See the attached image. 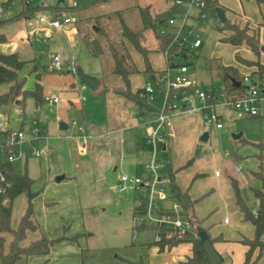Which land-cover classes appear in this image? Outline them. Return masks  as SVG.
I'll return each mask as SVG.
<instances>
[{
	"label": "crops",
	"instance_id": "crops-1",
	"mask_svg": "<svg viewBox=\"0 0 264 264\" xmlns=\"http://www.w3.org/2000/svg\"><path fill=\"white\" fill-rule=\"evenodd\" d=\"M16 1L18 2V5H20V9L22 8V11L20 12L21 16H18L11 21H7V23L15 21L18 18L27 20L29 23L33 21L30 24L32 25L34 23L37 30L48 36L53 35V37L61 41L69 42L71 47L76 46L77 37L83 38L84 45V41L87 39L89 41H96L100 46L101 54L95 58L101 60L106 70L104 78L101 81L96 80L97 84L95 89L100 87L102 91L100 95L103 98V109L98 107V109L101 110L100 112L95 111L92 114V111H89L91 112L89 115L82 110V119L84 122L80 121L79 124L76 121L73 122V127H71L69 132L65 135V143L64 141L60 142L65 144L66 148H69L70 146H73V148L76 149L78 148V162L77 164H74L73 169L68 173L69 175H63L61 173L62 176H59L62 177V179L67 177L70 179L66 189L59 191V188H56L57 186L50 184L47 186V190L51 189L54 191L56 188L57 191L52 193L53 199H56L63 191H65L64 201L71 203L75 210L87 208L90 204L96 210H105L107 207L114 204V196L110 192L114 190L113 188L108 187V182H114L117 180L118 176L122 175L137 176L136 178L143 181H151L153 179H150L152 172L148 168L153 156V147L147 142L150 138L148 131L157 128V117L163 101L159 102L158 99L155 100L154 91L153 98L150 101L141 97L142 101L140 104L127 99L123 94L127 88L124 81L120 76L113 73L114 65L108 46L111 44L115 48L120 58L123 60L125 67L129 70V90L132 94L135 91H139L138 94L140 97L142 89L147 83L154 84L156 88H159L161 85L160 74L166 70V60L158 43V29L157 26H155L156 13L150 9V4H142L140 0H97L94 3L80 7L76 10L75 14L78 22L72 20L73 23L64 29L54 30L38 25L34 20L38 1L34 3L33 0V5L29 6L28 9L20 4L21 0ZM143 7H148L150 9L154 20L153 27L147 30H142V22L139 15V8ZM63 8L64 7L56 6L54 8V14L51 16L55 15V10H63ZM32 10L34 11L32 17L30 19H24L26 18H23L24 13ZM217 10L222 11V7L219 3ZM70 11L72 10L63 12L68 16ZM132 11L138 13V22H131L128 19ZM114 13L119 14V17L123 16L122 18L126 20L128 28L132 32L138 33L141 46L147 50L146 59L151 73L145 72L146 65L143 56L130 44V42L121 37V25L118 35H116L111 29L112 27L109 21V16H113L112 14ZM235 20L243 21L244 24L246 23V19L242 15H238V18ZM93 24H99L104 33V38L99 37L97 28L94 29ZM249 28L253 32L256 30L259 38V29L256 28L255 25L250 24ZM28 38V31L26 29L20 31L17 36L19 43L18 48L21 50L17 54L23 60H31L22 57V53L26 49L25 47L31 46V44H26ZM234 48L235 50L245 49L250 53L246 58L238 56L240 59L246 61L257 60L245 46ZM88 53L90 54L89 51ZM236 57L237 56H235V60L232 64L215 62V65L236 69L239 82L242 81V84L245 85L244 87L247 88L244 78L254 81L250 77L254 68L247 67L244 64L237 62ZM183 58H185V56H183ZM259 61L262 63L264 62L263 52H261L259 56ZM177 65H185L187 67L186 64ZM230 81L232 84L231 89H229L223 81L221 94L217 97L215 95L213 96L214 106L212 111L221 117H223V115H225V118L228 116V118L234 122L238 120L232 118L230 109L223 106V103L234 100V98L239 99L243 95L244 89L242 90L241 88H238V81H234V79H231ZM235 83L238 84V86H235ZM84 87L85 86L82 85L81 91H85ZM191 88H193V86L180 94L183 96H189L188 90ZM263 94L264 90L261 95ZM189 97H191V99L185 101V103L192 102V105L187 106V104H182L181 101H179L180 104H177L176 109L168 114L164 124L158 130V136L160 138L155 141V162L156 156L159 153H161L162 158L167 160V163L164 166L160 165L162 169L161 175L165 172L167 179L160 176L158 177L166 179L170 187L169 174L171 173L173 175V183L178 190L193 202L191 215L193 216L192 218L195 224V229L197 231L198 228H201L208 234L214 249L223 260L221 264L226 262L228 264H240L242 254V264H244L246 247L240 243V240L243 238H252L254 235V228L250 222L243 219V215L236 205L232 187L226 178V166L223 160V155L219 151L213 149H208L207 151H202V149H200V138L204 134L205 127H214L205 123L203 111L200 108L202 103L198 101L195 103L192 101L194 98L193 95ZM257 116L252 118H256ZM23 122L24 115L22 122H19V130L23 128ZM33 124H35V122ZM60 125H64L65 128L61 129ZM68 128L69 127L64 123L59 124V129L62 131L68 130ZM53 129L52 126V134L49 136L48 142L50 143V141H54L55 147H58L59 145L61 146L62 144L59 142V139H56L55 136H57V134H55ZM215 130L219 131V135H223L224 127ZM240 138L238 141L246 143L245 140H240ZM45 144H47V139ZM44 147H42L41 150H38L43 151L42 154L46 153ZM47 151L48 153H51L52 148L47 147ZM235 171H238V169L236 168ZM253 173L254 171L251 172V175L257 179ZM76 176H78V181H80L79 185H76L75 181H72ZM232 177L235 178L234 176ZM237 180V182L246 181V177L244 175H239ZM258 186V189H260V181L258 182ZM258 189H252V194L253 190ZM131 190L133 193H136L133 189ZM170 193L172 198L175 199V202H177L172 192ZM36 195L37 194L34 196ZM118 197L120 199L122 196ZM243 202L245 205L249 206L247 208L250 212L253 214L257 213L259 204L255 197L254 200H250V203H247L244 200ZM172 204L173 203L169 204L168 207L160 208L166 210ZM132 217L133 203L131 220ZM34 220L39 225L41 233L46 238L56 240L55 237L58 239L60 236L62 239L52 246L50 253L47 256H31L28 258H21L20 261L25 264H78L77 254L72 253V256L69 257L66 252L67 250H73L70 242L72 239H76L79 234L70 235V237L65 236L64 234L62 237L61 235H54L53 238H51L44 233L40 219L34 217ZM132 225L133 229L136 228L140 231H150L149 233L152 231L155 237L154 227L146 224L142 227H134L133 223ZM125 231L126 230L123 232L125 233ZM139 235H137V237L131 235V244H133V241L144 246L149 244V240H145L141 236L142 234ZM145 235L147 234H143V236ZM152 241L153 244H155L154 240ZM155 245L156 247L148 245L147 249L139 248L140 251H146L145 256L141 255L138 257L139 261L136 257L128 258L122 264H187V259L192 253V245L188 241L179 242L170 249H162L157 244ZM235 253L237 260H234ZM130 260L134 261V263L130 262Z\"/></svg>",
	"mask_w": 264,
	"mask_h": 264
},
{
	"label": "rangeland",
	"instance_id": "rangeland-1",
	"mask_svg": "<svg viewBox=\"0 0 264 264\" xmlns=\"http://www.w3.org/2000/svg\"><path fill=\"white\" fill-rule=\"evenodd\" d=\"M42 1L49 7L47 10L42 11V13L45 16H51L54 14V8L56 6H68L71 0H64L63 3H58L57 0ZM95 1L97 0H76V7L69 12L68 16H70L74 22H78L75 14L76 10L94 3ZM140 1L142 4L148 3L151 5L150 9L156 13L155 23H159L164 19L166 21L168 18L166 14L170 12L172 17H176L180 22L188 27H192L197 32L202 44L201 47L191 49L187 46L186 51L181 53L175 61L177 64L187 65V76L189 80L196 85L188 90L189 96L193 95L194 98L192 101L195 103L197 101L201 102L202 105L200 108H203L205 102L197 98L199 92L211 90L213 96L215 95L216 97L221 94L223 75L222 72L217 69L215 62L232 64L235 60V56L246 58L250 53L245 49L238 48L239 50H235L231 45L223 43L221 41L223 34L216 30V27L220 24L219 18L213 14L202 13L201 9L194 4H190V0H186L179 10L174 5V0ZM216 1L221 5L227 21L235 24L239 23L240 25H238L243 27L245 25L243 21L235 20L238 18V15H242L250 25H255L256 28L259 29L260 43L263 47L264 5L258 6L253 0ZM35 2H37V0H34V3ZM201 14L203 15L202 17ZM112 15L113 16H109L111 29L118 35L120 22H123L126 26L127 23L126 20L122 18L123 16L119 17L117 13ZM35 17L36 14H34V20ZM128 19L131 22H138V13L132 11ZM30 23L27 20L18 18L9 23L4 22V25L0 28V32L5 35V42L0 44L1 53H19L21 50L18 48L19 43L17 36L20 31H24L25 29L28 31L29 38L26 44H31V46L25 47L26 49L23 51L22 57L24 59L29 58L36 64L37 73L39 74L38 83L41 86L42 96V102L40 103H37L32 96L28 95L25 97L24 104L21 107L13 105L0 106V118L4 121L6 130L19 129L20 123L18 122V118L20 113H18V111H21L22 115H24V122L22 123L23 128L21 129L23 140L13 147L12 167L19 173L23 174L26 172L27 177L33 182L25 193L14 200L10 219L11 226L15 227L17 225L21 214L24 212L27 205L30 204L34 217L40 219L42 229L47 236L53 238L54 235H61L62 237L64 234L70 237V235L79 234L76 239H72L70 242L73 250H67L66 252L69 257L72 256V253H76L78 264H122L128 258L135 257L139 261L138 257L146 255V251H140L139 248L147 249L148 245L155 247L156 245L153 244L152 241L154 240V233L152 231L149 233L150 231L133 229L131 210L132 203L139 199L140 194L138 192L133 193L131 189H128L123 194L110 191L114 196V204L102 211L96 210L91 204L87 208H82L80 210L73 209L71 203L64 201L65 191L56 198H59L58 200L53 199L52 193L57 191L56 188H59V191L66 189L70 180L67 176V178L58 182H56L55 179L62 176V174L66 175L70 173L74 164L78 162V148H73V146L66 148L65 144H62L60 141H64L65 143V135L69 132L70 128L73 127L74 121L78 124L80 121L84 122L82 119V110L89 115V113H91L89 111H92V114L95 111L100 112L101 110H99L98 107L103 109V98L100 95L102 93L100 87L91 90L84 85L85 91H81L82 85L79 83L78 76L76 73L68 71L74 66L75 69H80L84 74L101 81L104 78L106 68L99 58H95L88 53L83 43V38L77 37L76 46L71 47L69 42L56 39L53 35L48 36L37 30L34 23L32 25ZM93 26L94 29L97 28L99 37L104 38V33H100L101 28L99 24H93ZM159 29L171 31V29L167 27L166 22H164ZM54 56L59 58L61 65L60 70H56L52 67ZM183 56H185V58H183ZM177 69L178 68L168 69L169 71L165 70L160 74V87L156 88L153 84L155 100L158 99L159 102L163 101V94L166 92L167 81L174 77ZM19 77L23 78L24 90H34L37 81L34 75L19 74ZM250 77L254 82H258L256 75L250 74ZM8 86L9 85L0 86V93L5 92ZM259 89L264 90V87H259ZM263 95H260L258 116L256 118H246L232 122L228 116L225 118V115H223V135H219V131L214 128L205 127L204 133H207L208 138L206 141L200 142V149H202V151L213 149L219 151L223 155L226 166V176H234L236 180L239 175H244L246 177V181L238 182V186L241 199L247 203H250V200H254L252 189H258L259 187V181L251 175V172L258 171L261 161L258 158L259 150L257 149V144L264 141ZM52 97H55L57 102H50ZM179 101H181L182 104H187V106L192 105V102L185 103L182 98L173 100L171 103L177 106V104H180ZM33 121L35 124H33ZM60 123L66 124L69 127L68 130H60ZM52 126L55 134H57L55 137L59 139V142L62 144L61 146L55 147L54 141L48 142V138L52 134ZM35 127L40 130L44 129V132H41L40 136L47 138V144L40 141H32L30 129ZM237 134H241L242 140H245L246 143L232 138V135ZM6 141V135L0 134V145H4ZM44 146L51 147L52 152L48 153V151H46V153L42 154L43 151H41L42 155L40 158L32 154L33 151L41 150ZM156 162L160 167V165L164 166L167 160L162 158L161 153H159L156 156ZM159 167L156 172L157 176L167 179L165 172L161 175L162 169ZM236 168L238 171H235ZM152 178L153 175L151 173L150 179ZM72 181H75L76 185L80 184L78 176L73 178ZM116 181L117 180L108 182V187L113 188ZM50 184L57 186L54 191L51 189L47 190V186ZM162 187L164 190V199L160 200L156 196L153 198V201L161 208L168 207L169 204L175 202V199L171 196L169 184L162 185ZM28 192L37 195L29 198ZM118 196L122 197L119 199ZM142 197L145 203H147L148 194L142 195ZM144 224L148 226L152 225L150 222H144ZM124 230H126L125 233L123 232ZM139 234H142L141 236L145 240H149V244L144 246L135 241L131 244V235L137 237ZM143 234L147 235L143 236ZM59 238L60 236L58 239ZM55 239L57 238L55 237ZM261 239L264 241V233ZM242 258L240 264H242ZM234 260H237L236 253ZM130 262L134 263L132 260H130ZM258 263L264 264V246ZM15 264L25 263L19 260ZM224 264L228 263L226 262Z\"/></svg>",
	"mask_w": 264,
	"mask_h": 264
},
{
	"label": "trees",
	"instance_id": "trees-1",
	"mask_svg": "<svg viewBox=\"0 0 264 264\" xmlns=\"http://www.w3.org/2000/svg\"><path fill=\"white\" fill-rule=\"evenodd\" d=\"M199 1L203 3V8L201 9L202 13H209L216 16L218 3L215 0ZM253 1L258 6L264 5V0ZM33 13V10L28 11L24 13L23 17L31 18ZM170 14L171 13L168 12L166 17L170 16ZM139 15L142 22V30H147L153 27L154 20L148 7L139 8ZM19 16H21V13H19ZM164 22L165 19L156 23L155 26H157L158 31ZM3 23L4 22L0 21V28ZM120 25L121 37L130 42V44L143 56L146 65L145 72L151 73L146 59L147 50L141 46L138 33L132 32L123 22H120ZM216 30L223 34L221 39L223 43L229 44L232 47L245 46L250 50V52L256 57V61L242 60L238 56L236 57V61L247 67L254 68L251 75H256L258 82L256 83L249 80L252 84H259L262 82L264 80V62L262 63L259 61L261 45L258 38V32L256 30L254 32L251 31L249 28V22L247 21L245 25L241 27L238 24L231 23L227 20L224 23H220L216 27ZM100 31V33H102L101 29ZM157 38L161 50L164 51L170 42V38L162 36L160 33H158ZM4 42L5 36L0 32V44ZM84 42L86 48L93 57H98L101 54L100 46L96 41L85 39ZM108 49L113 60V73L120 76L127 87L123 92L124 96L127 99L140 104L142 98L139 97V91H135L132 94L129 90V70L125 67L123 60L111 44H109ZM170 66L173 68L177 66V64H171ZM216 67L222 72L223 81L229 89L232 88L231 79L238 81L239 89H246V87H244L245 85L242 84V81L239 82L236 69L219 65H216ZM19 74H32L35 76L37 81L34 90L27 91L23 89V78H20ZM38 81L39 74L37 73V66L32 60H23L17 53L0 52V86L9 85L5 92L0 93V106L13 105L21 107L24 104L25 97L28 95L32 96L37 103L42 102L41 86ZM235 99L236 98H234V100ZM9 131L11 130H7L3 134L7 135ZM240 140H242V138H240ZM257 149L259 150L258 158L261 161L258 171L253 173V175L260 181V189L253 190V195L259 204L256 214L250 212L241 199L237 180L232 176H226L232 187L236 205L242 213L243 219L250 222L254 228V235L252 238H243L240 240V243L246 247L244 264H259L258 260L260 259L264 246V241L261 239L264 233V141L257 144ZM2 167L7 170L6 177L11 182L12 186L6 189L3 193H0V264H15L21 258H28L31 256H47L50 253L52 246L62 238L56 240L48 239L41 233L39 225L34 220L30 204L27 205L26 209L21 214L17 225L15 227L11 226L10 219L13 202L17 197L25 193L33 182L27 177L26 173L22 174L17 172L12 167V163L8 162L6 159L2 163ZM169 176L171 192L182 208L181 215L184 218H187L192 223V228L196 230L192 218L193 216L191 215L193 202H191L189 198L175 186L173 183V175L170 173ZM163 211L164 210L160 208L158 214H161ZM186 241L190 242L192 245V253L187 259V264H206L200 241L198 239H188ZM178 243L179 241H170L167 243H161L158 246L162 249H170Z\"/></svg>",
	"mask_w": 264,
	"mask_h": 264
},
{
	"label": "built area",
	"instance_id": "built-area-1",
	"mask_svg": "<svg viewBox=\"0 0 264 264\" xmlns=\"http://www.w3.org/2000/svg\"><path fill=\"white\" fill-rule=\"evenodd\" d=\"M37 10L35 21L38 25L45 26L54 30H61L73 23L72 19L64 14L63 11L74 10L76 7V0H71L70 4L65 5L63 10H55L54 16H45L42 11L47 10L48 5L42 1L37 0ZM186 0H174V5L179 10ZM26 9L33 5V0H21ZM191 5H195L199 9L203 8V3L199 0H190ZM16 0H0V21H11L19 16L22 11ZM202 17V15H201ZM167 27L171 31L159 30L162 36L170 38V42L166 49L163 51L166 60V71L168 69L178 68L172 79L167 81L166 92L163 95V102L161 110L157 117L158 126L156 129L149 130V140L147 141L153 147V156L148 168L153 173V179L151 181H143L134 176H119L113 190L123 194L128 189H133L138 192L139 199L133 202V217L132 223L134 226L142 227L144 222H150L155 229V244L167 243L170 241H186L190 239H198L197 232L192 228V223L181 215L182 208L178 202L173 203L168 209L164 210L161 214H158L160 207L153 201L156 196L160 200L164 199V190L162 185L167 183L166 179L157 176L156 171L159 164L155 162V141L160 138L158 136V130L164 124L169 113H172L176 109V105L171 103L173 100L182 98L184 101L191 99L189 96H183L180 93L190 87H195V83L189 80L187 76V68L185 65H177L171 68V64H176V58L181 53L186 51L187 46L191 49H197L200 47L201 42L197 32L188 27L184 23L180 22L176 17L168 16L166 19ZM52 67L56 70L61 69L60 61L57 56L53 57ZM68 72L76 73V69L73 66ZM247 88L243 91V95L236 100L226 101L223 106H226L231 111V116L234 120H242L246 118H252L258 115V102L264 87V81L259 84H252L248 78H244ZM140 97L146 98L150 101L153 98V85L147 83L140 94ZM197 98L205 102V106L201 108L203 111L204 121L206 124L213 126L215 129H221L223 127V118L212 111L214 106L213 93L211 90L207 92H199ZM50 102H57L55 97L50 99ZM19 122L23 120L21 111ZM7 130L5 129V123L0 118V134H3ZM39 128H33L30 130L31 139L36 141H43L45 143L46 137H41ZM7 141L4 145H0V193H3L6 189L12 186L11 182L7 179V170L2 167V163L5 159L12 163L13 161V147L22 142L23 134L21 130H11L6 135ZM47 151V147H44ZM32 154L36 157H40L41 151H33ZM148 194V201L145 203L142 195Z\"/></svg>",
	"mask_w": 264,
	"mask_h": 264
},
{
	"label": "water",
	"instance_id": "water-1",
	"mask_svg": "<svg viewBox=\"0 0 264 264\" xmlns=\"http://www.w3.org/2000/svg\"><path fill=\"white\" fill-rule=\"evenodd\" d=\"M57 2L63 3L64 0H57ZM217 16L219 17L221 23H224L226 21L225 16L221 10H217ZM261 52L264 53V47H261ZM76 75L78 76L79 83L81 85H85L91 90H94L96 88L97 81L94 77L84 74L80 69L76 70ZM235 86H238V84L235 83ZM60 128L64 129L65 126L60 125ZM207 137H208L207 133H204L201 136L200 140L206 141ZM240 137H241V134L232 135V138L234 140H238ZM60 179H62V177L56 178V181H59ZM33 196H34L33 194H30L28 192L29 198ZM196 232H197L198 240L200 241V244H201V248H202V251L205 257L206 264H221L223 260L221 256L218 254V252L214 249L211 239L208 236V234L201 228H198Z\"/></svg>",
	"mask_w": 264,
	"mask_h": 264
}]
</instances>
